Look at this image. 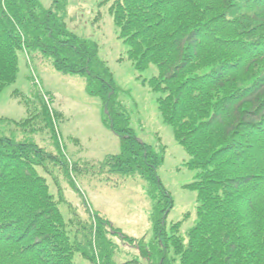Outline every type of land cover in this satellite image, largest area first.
Masks as SVG:
<instances>
[{"label":"trees","instance_id":"trees-1","mask_svg":"<svg viewBox=\"0 0 264 264\" xmlns=\"http://www.w3.org/2000/svg\"><path fill=\"white\" fill-rule=\"evenodd\" d=\"M67 4L0 0V91L17 81L23 52L39 51L57 70L89 77V92L108 107L105 121L123 138L121 152L108 157L110 170L139 173L165 194L152 264H264V0H114L109 7L135 68L157 67L148 84L159 94L160 115L190 156L187 166L199 171L187 185L198 201L187 245L179 233L185 219L170 229L164 223L174 204L158 173L164 155L140 141L116 107L99 45L70 28ZM59 158L35 142L0 136V264H77V247L36 169ZM98 218L97 233L115 230Z\"/></svg>","mask_w":264,"mask_h":264},{"label":"rangeland","instance_id":"rangeland-1","mask_svg":"<svg viewBox=\"0 0 264 264\" xmlns=\"http://www.w3.org/2000/svg\"><path fill=\"white\" fill-rule=\"evenodd\" d=\"M53 1L40 0L45 7L52 6ZM112 1L67 0L65 20L78 34L99 43V56L116 83V107L127 115L137 137L164 155L158 173L174 201L166 228L186 217L179 233L187 245L188 231L196 224L198 201L197 191L186 185L197 179L199 171L187 166L190 156L160 116L159 94L148 84V79L157 74V67L140 72L128 58L129 47L119 37L109 12ZM31 56L28 65L25 54L21 55L17 81L0 91V116L5 117L0 121V136L38 143L47 152L61 155L68 164L63 167L59 158L62 164L47 161V167L36 169L46 179L70 240L78 246L74 260L77 264L156 262L159 245L155 214L165 194L139 173L110 170L108 155L120 153L123 138L104 121L103 98L89 92V77L57 70L53 57L39 51H32ZM35 72L38 84L32 82ZM102 75L110 79L104 72ZM17 90L26 95L28 103L15 94ZM45 94L50 97L49 103ZM41 103L51 111L46 117L44 113L39 117L34 114L41 111ZM96 217L110 221L115 230L108 225L105 231L99 229L106 236L95 233ZM139 245L147 248V256ZM174 264H181L179 258Z\"/></svg>","mask_w":264,"mask_h":264}]
</instances>
